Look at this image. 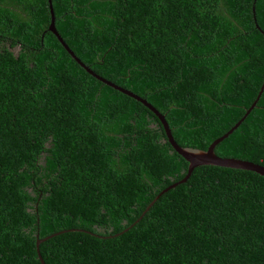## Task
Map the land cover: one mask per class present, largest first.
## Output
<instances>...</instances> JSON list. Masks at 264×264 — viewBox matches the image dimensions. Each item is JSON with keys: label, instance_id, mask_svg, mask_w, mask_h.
Masks as SVG:
<instances>
[{"label": "trees", "instance_id": "1", "mask_svg": "<svg viewBox=\"0 0 264 264\" xmlns=\"http://www.w3.org/2000/svg\"><path fill=\"white\" fill-rule=\"evenodd\" d=\"M50 4L68 48L181 146L224 132L264 76V0ZM48 22L46 0H0V264H39L53 232L44 264H264V177L200 164L153 199L187 162ZM213 151L264 165V86Z\"/></svg>", "mask_w": 264, "mask_h": 264}, {"label": "water", "instance_id": "2", "mask_svg": "<svg viewBox=\"0 0 264 264\" xmlns=\"http://www.w3.org/2000/svg\"><path fill=\"white\" fill-rule=\"evenodd\" d=\"M47 1V7H48V12H49V22L46 27L47 30H49L57 39V41L62 45V47L69 53V55L74 59V61L81 66L87 73L95 77L96 79L100 80L101 82L105 83L106 85L117 89L121 93L128 95L132 97L133 99L141 102L145 107H147L160 121L161 126L164 131V136L171 146V148L178 153L186 162V171L183 174V176L171 183H169L167 186L163 187L154 197L153 199L161 192L167 190L168 188L174 186L176 183L182 182L186 179V177L189 175L191 169L200 164H209V165H217V166H222V167H229V168H239V169H244V170H249L252 172H255L259 174L260 176L264 177V165L259 164L257 162H253L248 159L244 158H239V157H234V156H221L217 155L213 151L214 145L220 141L222 138H224L228 133H230L238 124L239 122L245 117V115L248 113V111L254 106L259 94L262 91V88L264 86V76L261 79V82L259 84V87L256 91V94L254 98L251 100L249 105L244 109L243 113L239 116V118L234 121L224 132H222L220 135L214 137L207 145L205 148H196V147H191V146H181L175 142V140L172 138L169 128L167 126V123L163 117V115L148 101H146L143 97L139 96L138 94L130 91L129 89H126L124 87H121L114 82L107 80L106 78L100 76L99 74L95 73L93 70H91L87 65H85L69 48L68 46L64 43V41L61 39L57 31L55 30L54 24H53V13H52V8L50 4V0ZM251 12L253 13V0L251 4ZM253 16V14H252ZM254 27L258 30L259 33H261L264 36V31L257 25L255 20L253 19ZM153 199H151L143 208V210L140 212V214L136 217L135 220H137L143 212L149 207V205L152 203ZM55 234V232L50 233L48 235H45L43 237H37V233H35V251L36 255L39 261V264H44L42 258L40 257L38 250H37V245L38 243Z\"/></svg>", "mask_w": 264, "mask_h": 264}]
</instances>
